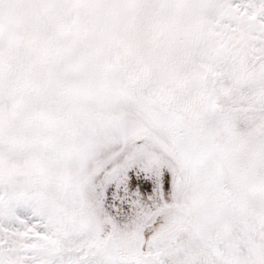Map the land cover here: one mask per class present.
Masks as SVG:
<instances>
[{
    "label": "snow or ice",
    "instance_id": "6c2138e0",
    "mask_svg": "<svg viewBox=\"0 0 264 264\" xmlns=\"http://www.w3.org/2000/svg\"><path fill=\"white\" fill-rule=\"evenodd\" d=\"M0 264H264V0H0Z\"/></svg>",
    "mask_w": 264,
    "mask_h": 264
}]
</instances>
